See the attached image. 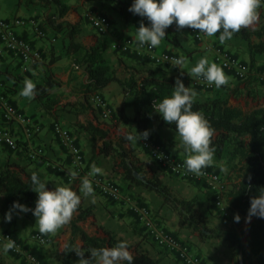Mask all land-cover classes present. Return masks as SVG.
Masks as SVG:
<instances>
[{"label": "rangeland", "instance_id": "rangeland-1", "mask_svg": "<svg viewBox=\"0 0 264 264\" xmlns=\"http://www.w3.org/2000/svg\"><path fill=\"white\" fill-rule=\"evenodd\" d=\"M63 1L70 6V10L62 20L70 24H75L80 28V33L76 37V41L86 47H91L98 43H106L108 46L105 52L106 61L114 70L118 78L125 80L129 75H133L135 79H139L148 73L155 75L159 74L158 72H165V74L170 76L169 78L177 77L176 74L180 72V68L174 69L167 66H155L145 60L139 62L140 60L136 58L137 56L132 53H120L115 48V44L119 42L125 40L136 41V28L132 25L124 24L116 12L108 8L107 2L101 4L100 0ZM258 11L260 17L259 21L254 26L248 27L251 30L257 29L261 23L264 22V5H262ZM52 13V7L45 4L42 0H0V17L2 18H11L15 16L28 18L33 16L41 19L43 24H46L47 16L52 15ZM91 13L103 15L108 18L112 25V32L106 36H99L91 27L89 20ZM50 29V27L46 28V37L44 39H37L36 41H38L41 46H44L43 50H45L47 55L49 54L50 48H52L53 51L60 52L59 56L65 58L64 49L66 41L63 35L58 33L54 34ZM167 30L171 36H173L172 41L169 42L164 39L158 47L153 49L156 53L171 51L179 57H184L185 64L183 65V70H186V66L188 65L187 53H199V51L195 49L196 46L192 42V37L189 35L185 27L183 29H178L175 23H173V25L169 26ZM31 38L34 39L33 37ZM51 38L55 39L54 43L50 41ZM210 38L215 41L214 46H219L235 54L242 64L248 67L249 49L246 42L232 38L225 43H219L216 42L214 36ZM253 40L255 39L253 38ZM182 43L185 44L188 49L183 48L181 46ZM168 44L170 47L167 49L164 48V46ZM180 48L183 50H180ZM198 56L202 57L200 55ZM48 57L46 56L42 64H40V67L32 71L33 76L30 79L35 83H42L46 78L51 77L60 83L58 88L50 91V93L54 94L58 100L56 105L49 110V113H47V117H50L47 123V126L50 127V131L53 123H58L64 130L73 136L71 126L76 122L85 123L89 119L93 120L106 130V138L108 140H112L116 145L129 151L133 157L141 162L142 168L147 175H156L170 189L173 196L177 199L185 201L192 200L202 223L199 225L198 231H195L193 230L192 223L183 222L171 208L163 205L161 200L155 195L140 188H126V185L123 183L120 176L122 170L118 166V161L115 158L102 157V159H108L105 164L107 172L109 171L108 176L104 171L102 176L114 182L120 188L123 196H130L134 202L144 205L148 209L153 221L160 228L176 236L184 245L190 248L191 251L196 252L205 264H211V261L208 262L205 259L206 256L209 260L212 258L214 264H256L255 258L249 255L246 246L245 228L248 223L246 218L240 216L239 222H235V213L231 211L226 201L224 210H219L214 206L210 190L207 186L202 183L189 182L185 179L169 174L149 157V155L142 149L140 142L123 140L127 134H136V132L127 131V129L119 123L118 112L115 111V104L112 103V101H108L111 108L113 107L112 114L108 119H102L96 110L84 115H72L68 104H79L80 102H83L80 90V83L82 82L83 77L79 74V71L71 70L67 73V70L70 68V63L64 71H62V69H57L56 72L52 71L51 68H48L50 66L47 62V59L49 61ZM208 59L211 62H214V60L211 59V56ZM256 62L257 65L264 66V59L261 56L256 57ZM0 63H2V69H0V89H4L2 87L3 82L1 81L3 78L5 79V77H7L8 79L6 80L5 85L9 90L7 95L8 98L10 92L11 94L17 93L21 88L17 87V85L15 86V84L13 85L12 82L17 80H15L13 75L16 72L14 71L15 62L8 59H0ZM18 73L21 74L19 70ZM188 73L185 75L183 82L186 87H192L190 83L192 77ZM225 73L231 78L227 86H221L219 89L214 86V89L211 92L198 90L192 87L198 93L195 100L205 101L214 98L224 99L225 97L230 96V91L234 88L239 89V86L243 83L237 81L228 72ZM25 77L29 78L28 76ZM17 78L22 81L25 80V78L20 76ZM65 79H67V81H64ZM113 85L114 88L118 86L115 84ZM244 88L246 90L244 97H229L228 101L231 100V106L244 108L245 112L250 111L255 107L264 106V85L252 81L248 84L245 83ZM25 99L28 100V98ZM26 100L25 104L27 103ZM39 107V104L36 103L33 108L38 109ZM90 110H93L92 107ZM125 114L127 117H133V109L126 108ZM43 127H46V125H43ZM153 128H157V122H151L149 128V130H151L150 136L157 139L156 136L158 135L153 133ZM167 130L168 131L165 132V135L161 137L160 140L158 139V141L162 142L161 140L163 139V144L167 147L169 152L184 161L185 153L179 135L169 129ZM77 140L83 143L82 137L77 138ZM1 149L2 148L0 147L1 154H4V151ZM230 153L231 149L229 147L221 156H215V164L213 166L206 168L214 170L219 174L222 185L224 186L225 197L230 188H232V186L238 181L239 166L236 161H231ZM3 156L0 155V163L5 159ZM7 158L11 160V155H8ZM87 158H89V156ZM88 160L89 159H87V162L90 164ZM25 162L27 163L26 160ZM42 165H44V163H42ZM13 168L15 169L16 167L14 166ZM222 169H227V171H223ZM39 173L40 179L47 183L46 187L48 189L51 190L56 186H67L73 188V190H76L79 193L80 183H76L75 186L72 185L75 183L69 185L65 182L62 176L55 173L53 174L50 170L45 168L39 171ZM26 174L27 173L24 171L21 173L23 178H26ZM0 194H2L1 191ZM95 195L97 198L95 204L91 203L89 198H82L81 205L84 208H89L92 212V215L85 221L78 223L87 234L102 237L105 233H108L121 240H126L133 253H145L151 258L157 260L158 264H182L178 261L173 252L157 246L152 241L145 229L123 204L111 201L107 196L97 190H95ZM2 199L3 195H0V232L11 233L14 235L20 240V242H22V245L27 250L30 249L35 252L46 264H79L77 258L73 257L70 260H66L65 257L66 245L70 238L69 225L61 228L56 234H45L49 237L50 242L46 246L38 247L37 245L30 243L28 239L32 233L39 232L36 217L15 210L11 222H5L4 214L7 211H5L2 206ZM230 234H235L240 239L243 247L242 254L239 253L236 255L228 247V242L225 238ZM198 243H204V246L207 249V252H205L206 254H203V256L202 252L198 250L200 249ZM75 244V247L81 246V243L78 241H75ZM2 245L3 244H0V246ZM74 255H76V253H74ZM0 264H25V262L22 258L14 256L8 251L7 253L0 252Z\"/></svg>", "mask_w": 264, "mask_h": 264}, {"label": "trees", "instance_id": "trees-1", "mask_svg": "<svg viewBox=\"0 0 264 264\" xmlns=\"http://www.w3.org/2000/svg\"><path fill=\"white\" fill-rule=\"evenodd\" d=\"M42 1L53 9L52 15L47 16V25L43 24V21L37 17H30L39 20L40 26L44 30L45 34L46 28L50 27V30L53 31L54 34L58 33L63 35L66 41L64 49L65 58L70 61L71 69L79 71L83 77V81L80 83L83 102H80L79 104H68L70 107L69 110L74 116L82 115L91 109L90 98H92L94 94L100 95L102 90L107 88L109 85L115 84L120 88L122 97L120 109L118 111V121L127 129V131L142 132L143 130L148 129L150 123L154 121L157 122L159 127L167 128L178 134L175 130V125L165 122L153 109V103L156 100L163 99L165 96H170L172 94L173 87L175 86V81L172 78L158 77L150 73L139 79H135L133 75H129L125 80L118 78L114 70L106 61L105 52L108 47L106 43H98L91 47H86L76 41V37L80 33V28L75 24H70L62 20L69 13L70 6L63 0ZM100 2L101 4L107 2L108 8L116 12L122 22L126 25H132L134 28H138L142 20L145 25L149 23L146 18L140 17L139 15L129 11V7L133 0H100ZM25 36L26 35H23V37L28 40L29 38H26ZM218 36L219 33L214 35L216 42H219ZM172 38L173 36H171L166 29L165 40L171 42ZM253 38L255 40H253ZM263 38L264 22H262L261 25L254 30L242 28L240 32L234 34L233 36V39L244 41L248 45L249 54L247 68L250 73H258L264 70V66H259L256 62L257 56H261L264 59ZM33 41V39L29 40L30 44L40 51L42 60L37 65L30 68L26 74H19L18 65L14 66V71L16 72L13 75L15 80L17 79L16 81H18L21 86L20 88H23L22 86H24V81L18 79L17 77L20 76L22 78H26L25 76H28L29 78H32V71L40 67V64H42L46 58V52L37 48ZM51 52L52 55H50ZM168 53L175 54L172 52ZM53 55V50L50 48L49 55H47V57L49 56V61L47 59V62L50 65L61 57L58 56L57 58L53 57ZM233 55L237 58L235 54ZM136 58L153 64L146 58L140 56H137ZM0 59H8L11 61V59L7 57H0ZM12 61L15 62L14 60ZM224 71L228 72L237 81L242 82L230 71ZM247 81L252 82L254 80L250 77ZM36 84L39 91L33 100L39 104L41 109L45 111L51 110L56 105L58 100L54 94L50 93V91L58 88L60 83L51 77H48L42 83ZM2 87L4 89H0V95L7 98L9 92L8 87H6L4 83ZM237 91L238 89L234 88L230 91V95H236ZM10 103L14 105L11 101ZM15 107L17 108V106ZM126 108L133 109V117L130 118L126 116ZM193 110L202 111L215 129V135L213 137V144L216 147L215 156H221L229 147L231 149L230 159L231 161H236L239 166L238 181L227 192L225 201L233 213L246 218L251 199L253 197H257L260 194V191L264 189V107L255 108L245 112L237 107L228 105V97H225L224 99L214 98L212 100L205 101L195 100ZM71 128L73 135L81 130L90 137L89 148L91 160L95 159L96 156L115 158L118 161L119 168L122 170L120 176L123 183L126 185V188H140L155 195L161 200L163 205L171 208L183 222L192 223L193 230L198 231V227L202 223V220L199 217L192 200H179L173 196L170 189L156 175H147L144 172L141 162H139L137 158L133 157L129 151L116 145V143L112 140H108L106 138V131L99 128L98 125H94L91 121H87L85 123L76 122L73 126H71ZM72 137L74 139V136ZM123 140L126 141V139ZM74 142L76 146L80 148L75 139ZM18 143L20 144V142ZM163 147L168 151L165 146ZM13 167L14 166L12 164L8 163L0 166V191L3 194L2 206L4 210L8 211L12 207L14 201L25 204L29 208H34L37 193L32 190L33 185L30 180L31 175H26V178H23L21 173ZM47 168L52 170L48 166ZM52 171L55 174L58 173L55 170ZM209 171L217 173L214 170ZM60 174L63 175V173H58L57 175ZM210 194L213 202V195L211 191ZM123 197L132 200L130 196ZM113 202L123 204L135 217V215L129 210L127 204L123 201ZM26 214L33 215L31 211ZM91 215L92 212L89 208H84L80 205L79 211L73 216L74 219H72L71 223L68 224L70 229V238L67 245L76 246L75 241H78L84 249L112 247L119 240H121L108 233H105L102 237L87 234L78 225V223L85 221ZM245 234L246 246L249 255L255 258L256 264H264V219L253 216L251 221L246 225ZM12 236L16 238L14 235ZM225 239L228 242V247L234 254L237 255L239 253H243L241 241L235 234L227 235ZM17 240L20 242L19 239ZM48 240L50 242L49 237ZM20 243L22 244V242ZM29 251L31 250L29 249ZM31 252L42 262V264H46L39 257V255L33 251ZM74 253L76 252L71 251L70 247H66V260H70L73 257L79 260L80 257L77 254L74 255ZM89 256L90 253L85 252V258H88ZM134 256L135 259L133 264H158L157 260L151 258L145 253L136 252L134 253Z\"/></svg>", "mask_w": 264, "mask_h": 264}, {"label": "clouds", "instance_id": "clouds-1", "mask_svg": "<svg viewBox=\"0 0 264 264\" xmlns=\"http://www.w3.org/2000/svg\"><path fill=\"white\" fill-rule=\"evenodd\" d=\"M262 5L264 0H133L129 11L149 22L147 25L143 20L140 22L139 27L135 29V40L138 46L147 45L151 49L161 44L166 38V29L173 23L178 29L187 26L199 30V33L207 37L219 33V42L225 43L242 28L254 26L259 21L258 10ZM173 59L175 65L182 69L185 58ZM188 74L192 78H202L209 86L214 85L217 89L227 86L231 79L221 65L211 62L206 56L200 58ZM23 83L19 95L29 100L34 99L39 91L37 84L27 77ZM197 95L196 90L190 86L186 87L178 76L172 94L156 100L153 109L165 122L175 125L185 153V170L199 176L204 174V169L215 164L216 147L213 144L214 127L202 111L193 110ZM150 134L151 130L145 129L136 134L129 133L125 139L129 142H140L142 139L147 140ZM103 171L101 167L93 164L90 171L80 178L79 193L67 186H56L50 190L46 187L47 183L33 171L30 180L32 190L37 193L35 207L29 208L14 201L12 207L4 214V221L11 222L15 210L20 213L31 211L36 217L41 234H56L71 223L74 214L79 211L82 198H89L91 203H96L95 189L90 178L102 175ZM69 175L75 178L78 173L73 170ZM253 216L264 219V189L257 197L251 199L246 221L250 222ZM239 220V214H235L234 221ZM14 247L15 241L9 239L0 246V252L7 253ZM66 247H70L71 251H75L80 257L79 264H133L135 259L126 240H119L112 247ZM85 252L90 253L88 258H85Z\"/></svg>", "mask_w": 264, "mask_h": 264}, {"label": "built area", "instance_id": "built-area-1", "mask_svg": "<svg viewBox=\"0 0 264 264\" xmlns=\"http://www.w3.org/2000/svg\"><path fill=\"white\" fill-rule=\"evenodd\" d=\"M89 20L91 27L99 36L110 34L111 24L108 18L91 13ZM188 31L195 43L200 44L205 41L206 35L199 33V30L188 27ZM27 34L37 39H44L46 37L44 30L40 26L39 20L35 18L17 16L11 18L0 17V57H7L11 59V61L14 60L21 74H26L30 68L37 65L42 60L40 51L30 44L29 39L26 40L23 37V35H26V38L31 37ZM50 41L54 43L55 39L51 38ZM115 48L119 52L132 53L136 56L149 59L156 66H167L174 69L179 68V66L175 65L173 59H178L179 57L177 55L168 52L156 53L153 48L150 49L147 45L143 47L138 46L137 42L134 40L119 42L115 44ZM213 53L214 62L221 65L223 70L230 71L240 81H247L251 77L252 80L264 85V71L250 73L248 68L243 65L238 58L219 46L213 48ZM190 83L193 88L202 91L207 92L214 89V85L209 86L202 78H191ZM91 102L102 119L105 120L111 116L112 109L101 95L94 94L91 98ZM0 112L3 120L15 123L19 126L26 138H32L41 131L39 125L12 105L3 95H0ZM52 132L64 149L65 155L69 159V164L65 166L61 163L55 164L45 162L46 166L58 173H63L65 178H68V181L80 183V178L90 171L86 165L82 150L76 146L73 137L64 130L60 124L53 123ZM140 144L149 157L169 174L187 181L202 183L207 186L213 195L214 206L219 210H224L225 190L220 176L217 173L210 172L207 169H204V174L199 176L187 173L184 161L175 158L155 139L151 137L147 140L142 139ZM0 146H5L11 150L17 148L14 138L8 132L2 130H0ZM28 157L31 160L43 161V149L30 146L28 148ZM73 170L78 173L75 178L69 175V172ZM90 179L93 181L95 190L101 192L110 200L118 202L123 201L127 204L129 210L135 215L136 220L157 246L173 252L178 261L182 264H204L201 257L193 253L191 249L184 245L176 236L160 228L153 221L145 206L123 197L119 187L114 182L100 175H96ZM9 239L15 241V247L9 251L12 255L22 258L25 264H42L31 251L27 250L11 234L0 232V244L7 243ZM28 239L30 243L39 247L46 246L49 243L48 237L39 232L32 233Z\"/></svg>", "mask_w": 264, "mask_h": 264}, {"label": "crops", "instance_id": "crops-1", "mask_svg": "<svg viewBox=\"0 0 264 264\" xmlns=\"http://www.w3.org/2000/svg\"><path fill=\"white\" fill-rule=\"evenodd\" d=\"M8 18H10V17H8ZM185 29L188 31V27L187 26H185ZM188 33H189V31H188ZM28 36H31V35H28ZM31 37H28L29 40L32 39ZM33 38H34L33 39L34 40L33 43H35V46L37 48H39V49H42V51H45V50H43L44 46H41V44L38 41H36L37 38H35V37H33ZM192 42H193V44H195V46H196L195 49L197 51H199V53H193V52L192 53H187L188 65L186 66V70H183V67H182V69L180 68V72L178 74H176L177 77L180 76L182 80H184L185 75L188 73V71L190 73L191 67H193L199 61L200 58L205 57V56L207 58H210V56H211V59L214 60V53H213V48L215 47L214 46V43H215L214 40H212L210 37L206 36L205 41L203 43L198 44V43H195L194 41H192ZM181 46L183 48H185V49H188L185 46V44H183V43L181 44ZM168 47H170L169 44L164 46V48H166V49ZM180 50H183V49L180 48ZM193 51H195V50H193ZM167 52H171V51H167ZM53 53H54L53 57H57L58 58V56L60 55L59 51H53ZM50 55H52V52H51ZM198 55H200L202 57H199ZM46 56H47V54H46ZM141 61H143V60H140L139 62H141ZM69 63H70L69 60H67L66 58L61 56L56 62L51 64L48 68H51L52 71H54V72H56L57 69H62V71H64V70L67 69ZM1 64L2 63H0V69H2ZM71 70L72 69H71V66H70V68L67 70V73L70 72ZM181 72H183V76H181ZM158 73L159 74H155L158 77H167L168 76L167 74H165V72H158ZM169 77L170 76H168L167 78H169ZM176 78H172V79L175 81ZM7 79L8 78L5 77V79L3 78V80L1 82L6 84L5 82H6ZM64 81H67V79H65ZM12 82H13V85L15 84V86L17 85V87H19V88L21 87L19 85L18 81H12ZM241 83H243V84H241L239 86V89L236 92V95L231 94L229 97H231V98L232 97H234V98L240 97L241 98V97L245 96L246 90L244 88V85H245V83L248 84V83H251V82L250 81H246V82H241ZM113 86H114L113 84L109 85L107 88H105L104 90H102L100 92L101 93L100 95H102V97L107 101V103H108V101H110V102L112 101V103L115 104V108H114L115 111L118 112L119 109H120L121 100H122V97H121V94H120L121 90H119L118 86L116 88H114ZM19 92L13 93V94H11V92H10L9 97L7 99H9L12 103H14V105H16L19 108V110H21L22 113H24L30 119H32L33 122H35L37 125H39L41 131L38 134H36L35 136H33L32 138H26L25 135L23 134L22 130L19 128V126H17L15 123L4 121L3 118H2L1 112H0V130L8 132L14 138V140L17 142L16 143L17 148L14 149V150H11V149H9V148H7L5 146H0L2 148L1 150L4 151L3 152L4 154H1V152H0V155H2V156L6 155V156H3V157H5V159L2 160V162L0 163V166L5 165L6 163L12 164L13 166L16 167L15 169L18 170L20 173H22V171L26 172L27 173L26 175H31V173L33 171L37 172L38 175H39L41 173V172L39 173V171H41L44 168L47 169V170H50V169L46 168L47 166H46L45 161L49 162V163H55V164H60L61 163V164H64L65 166H68V158L66 157V155L64 153V149L60 145L58 139L52 133V127H51V131H50V127L47 126L48 125L47 124L48 123V119L50 118L49 116L47 117V113H49L50 111H45V110L41 109V107H39L38 109L33 108L36 105L35 101L33 99L26 100L25 98H22V96L19 95ZM81 96H82V94H81ZM107 97H108L109 100L107 99ZM229 97H228V99H229ZM25 100L27 101L26 104H25ZM228 105L231 106V100L228 101ZM91 107H92L93 110L89 109L84 114H87L88 112L91 113V112L96 110V108H95V106L93 104H91ZM110 107H111V105H110ZM233 107H237V108H239V109H241L243 111L245 110L244 108H241L239 106H233ZM262 107H264V106H262ZM255 108H261V107H255ZM114 109H113V111H114ZM89 115L92 116L91 114H89ZM88 121H91L94 125H98L99 128L103 129L99 124H97L93 120L89 119ZM81 123H83V122H81ZM43 125H46V127H43ZM149 128H150V125H149ZM153 130H154L153 133L158 135V136H156L157 139H155L152 136H149V137H151L152 139H155L156 141H158V139L160 140V138L165 135V132L168 131L164 127H159L158 124H157V128L156 129L153 128ZM74 134L75 135H73V136H74V139L77 141L76 142L77 145H79L80 148L83 151L87 167L90 169L91 166L93 164H95V165L101 167L104 170V172L107 174V176H108L109 175V171L107 172V167H106V164H105L108 159L107 158H103L102 159V157L96 156L95 159L91 160L90 159L91 158V154H90V148H89V146H90V137L85 132H83L81 130H79L77 133H74ZM81 137H82L83 143L81 141L77 140V138H81ZM161 141L162 142H159V141L158 142L161 145L165 146L163 144V142H164L163 139ZM18 142H20V144ZM30 146L31 147H40V148L43 149V152H44L43 161H41V160H39V161L37 160L36 161V160L29 159V157H28V148ZM8 155H11V160L7 158ZM88 156H89V158H87ZM173 156L180 160V158L178 156H175V155H173ZM87 159L90 160V161L88 160L90 164H88ZM25 160L27 161V163L25 162ZM41 162L44 163L45 166L42 165ZM50 171L54 174V172L52 170H50ZM61 176L63 177L65 182H67V184L71 185L72 183H75V184H72V185L73 186L76 185V183H77L76 181H70V180L68 181V178H65V176H63V175H61ZM198 245H199V248H200L198 250L200 252H202V256H203V254L205 255L206 254L205 252H207V249L205 248L204 243H198ZM193 253L196 254V252H193ZM205 259L208 262L211 261V264H214L212 258L209 260V258L206 256Z\"/></svg>", "mask_w": 264, "mask_h": 264}]
</instances>
